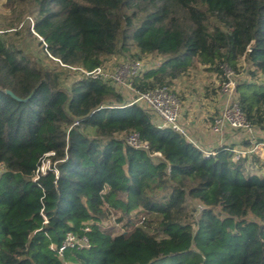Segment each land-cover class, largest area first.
I'll use <instances>...</instances> for the list:
<instances>
[{
	"label": "trees",
	"instance_id": "trees-1",
	"mask_svg": "<svg viewBox=\"0 0 264 264\" xmlns=\"http://www.w3.org/2000/svg\"><path fill=\"white\" fill-rule=\"evenodd\" d=\"M6 6L14 21L5 29L13 34L32 9L26 33L57 67L0 33V264H264V172L248 168L259 159L235 160L231 145L206 153L158 128L150 110L109 82L77 70L91 71L121 51L130 60L160 57L132 77L137 91L170 88L195 64L220 77L225 67L244 70L235 98L262 129L264 0ZM70 70L80 76L62 84ZM131 132L146 149L124 143ZM45 159L50 168L34 179ZM68 232L84 235L89 246L58 255Z\"/></svg>",
	"mask_w": 264,
	"mask_h": 264
},
{
	"label": "rangeland",
	"instance_id": "rangeland-1",
	"mask_svg": "<svg viewBox=\"0 0 264 264\" xmlns=\"http://www.w3.org/2000/svg\"><path fill=\"white\" fill-rule=\"evenodd\" d=\"M32 17V9H27L21 22L17 25V29L23 25V27L20 28V33H11L14 31V28H5L8 27L9 23L14 21V17L10 14V10L6 6V0H0V33L3 34V32H6L11 35L18 47L22 48L24 52L31 55L44 66L48 68L57 67L56 61H52L44 56L41 46L37 43L39 39L26 33L24 26L31 21ZM133 51L134 50H132V52ZM127 59H129L128 55L121 51L109 57L103 63V66L110 71L118 63ZM141 60L145 66H154L158 63L160 57L147 55L141 58ZM74 72L75 70L65 71L60 77L62 84H68L73 76H80L78 72L76 74ZM245 77L246 74L244 70L240 71L238 74H232L234 82L237 79ZM223 79L224 77H220L216 72L210 71L205 68V66L199 64L189 66L185 72L178 76L170 85V89L180 101V120L188 129L190 137L194 142L205 151H210L211 149H206V146L202 145L199 141L198 134L195 131L196 129L192 126V122H194L195 119L199 127L210 134L211 138L213 137V144L218 142L223 143L224 141H229L230 138H236V143H239L237 146L243 147L242 149L245 150H251L248 152V154H250L248 156L249 159L252 155L259 159V162L248 164V168H255L257 172H264V169L261 168L262 163H264V128L260 129L254 127L250 135L229 127H224L217 131L213 128L214 120L220 116L233 98L223 89ZM117 90L125 97L126 101L129 102L132 100L133 95L130 91L124 88H119ZM246 141H248V144L243 143ZM213 144L208 143L207 146ZM253 146H256V148L252 149Z\"/></svg>",
	"mask_w": 264,
	"mask_h": 264
},
{
	"label": "built area",
	"instance_id": "built-area-1",
	"mask_svg": "<svg viewBox=\"0 0 264 264\" xmlns=\"http://www.w3.org/2000/svg\"><path fill=\"white\" fill-rule=\"evenodd\" d=\"M142 60H124L114 66L110 71L103 65L94 68L91 71H87L82 68L77 70L86 76L98 78L102 81H107L113 85L116 89L124 88L130 91L133 98L129 103H139L145 109L150 110L154 116L158 119L156 126L158 128H170L180 134H182L188 141L197 145L194 140L190 137L188 129L183 125L180 120V101L173 93V91L167 86H156L152 89L145 91H137L131 84L132 77L136 75L142 68ZM75 69V68H73ZM224 79L222 81L223 89L231 95L233 98L230 103L225 107L220 116L214 120V130H221L224 127L243 131L245 134L250 135L254 126L246 119L244 113L239 108L235 95V82L232 78L233 72L228 68H224ZM123 141L127 145L133 148L146 149V142L142 141L136 132H131L123 136ZM264 146V145H263ZM253 146L252 149H255ZM251 150L237 149L234 150L233 159H238L241 156L248 154ZM206 153H209L207 151ZM153 155L160 156L159 153ZM51 163L49 159L42 160L40 165L36 168L34 179L37 178L39 173H44L50 168ZM45 219V216L42 215ZM46 222V221H45ZM89 243L87 238L82 236H76L74 233H66L61 244L55 248L54 245H50L51 249H56L58 255H60L66 248L75 247H88Z\"/></svg>",
	"mask_w": 264,
	"mask_h": 264
},
{
	"label": "crops",
	"instance_id": "crops-1",
	"mask_svg": "<svg viewBox=\"0 0 264 264\" xmlns=\"http://www.w3.org/2000/svg\"><path fill=\"white\" fill-rule=\"evenodd\" d=\"M154 118H155V121L157 122L158 119L155 116H154ZM196 121L197 120L195 119L194 120L195 123L192 122V126H194V128L196 129L195 131L198 134L199 141L201 142L202 145L206 146L205 147L206 149H214V148H216V147H218L220 145H231L233 147V150H237V149H241L242 148V147L237 146V145H239V143L238 144L236 143V138H233V139L230 138L229 141H224L223 143L218 142L216 144H213L212 143V140H214V139H212L213 137L211 138L210 134H208L207 132L203 131V129H201L199 127V124ZM208 143L213 144V145L207 146Z\"/></svg>",
	"mask_w": 264,
	"mask_h": 264
},
{
	"label": "water",
	"instance_id": "water-1",
	"mask_svg": "<svg viewBox=\"0 0 264 264\" xmlns=\"http://www.w3.org/2000/svg\"><path fill=\"white\" fill-rule=\"evenodd\" d=\"M6 93L10 94L11 96H14L9 90H6Z\"/></svg>",
	"mask_w": 264,
	"mask_h": 264
}]
</instances>
